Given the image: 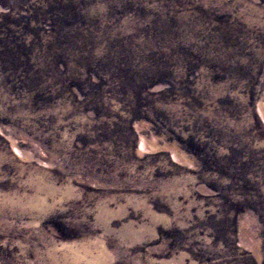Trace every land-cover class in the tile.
<instances>
[{
  "label": "rangeland",
  "instance_id": "1",
  "mask_svg": "<svg viewBox=\"0 0 264 264\" xmlns=\"http://www.w3.org/2000/svg\"><path fill=\"white\" fill-rule=\"evenodd\" d=\"M0 264H264V0H0Z\"/></svg>",
  "mask_w": 264,
  "mask_h": 264
}]
</instances>
